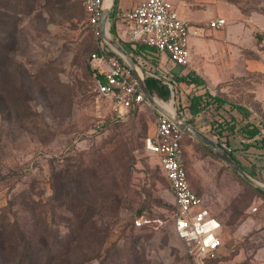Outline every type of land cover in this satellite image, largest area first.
<instances>
[{"label": "rangeland", "instance_id": "374dc122", "mask_svg": "<svg viewBox=\"0 0 264 264\" xmlns=\"http://www.w3.org/2000/svg\"><path fill=\"white\" fill-rule=\"evenodd\" d=\"M82 1L0 0V20L9 22L0 30L16 26L15 49L0 71V221H13L14 215L21 224L28 219L36 236L47 227L50 241L67 240L70 232L77 236L83 222L84 234L73 250L87 252L86 264H264V195L188 136L184 149L190 184L225 229L219 231L223 247L216 261L196 263L186 255L173 231L169 186L157 157L143 148L153 133L155 110L139 107L115 118L97 99L89 64L95 39ZM169 1L189 23L191 36L199 27L204 29L203 39L188 41L186 67L175 66L164 53L154 56L160 73H195L208 81L231 71L237 76L245 61L237 46H252L251 40L241 36L232 57L226 52L212 59L207 48L224 47L227 32L238 28L225 32L206 25L222 18L231 26L239 13L264 16V0ZM116 24L121 34L125 25L120 20ZM1 33L0 55L10 41ZM175 91L176 97L167 102L154 101L192 121L188 97L204 95L206 85L182 84ZM246 105L252 112L242 122L264 128V107ZM213 110L191 124L210 139L212 123L233 117L230 111ZM98 121L103 123L99 132L94 129ZM228 137L231 155L264 184V140L242 142L237 133ZM90 232L100 243L93 251L88 248L93 242Z\"/></svg>", "mask_w": 264, "mask_h": 264}, {"label": "built area", "instance_id": "2783aa9c", "mask_svg": "<svg viewBox=\"0 0 264 264\" xmlns=\"http://www.w3.org/2000/svg\"><path fill=\"white\" fill-rule=\"evenodd\" d=\"M105 0H83V10L88 17V26L96 41V51L90 54L89 64L94 71V91L97 99L108 106L115 118H123L130 110L143 104L149 107L138 82L121 58L102 40L101 15ZM125 27V38L153 48L152 56L141 55L144 78L161 80L156 64L150 57L166 54L177 67L189 65L188 41L191 37L189 23L179 17L169 0H141L131 9L118 15ZM226 26L222 18L207 23L210 30H221ZM110 28V27H109ZM174 96L177 85L171 78L163 81ZM154 130L144 140V149L158 159L174 198L173 230L184 245L187 255L196 263L206 258H215L223 247L219 231L221 221L204 206V202L190 189L184 164L185 149L183 133L164 115L155 111ZM102 125L96 126L101 131ZM216 143V142H215ZM218 145V143H216ZM227 154L230 147L221 144ZM252 211H256L253 209ZM141 219L135 221L136 225Z\"/></svg>", "mask_w": 264, "mask_h": 264}, {"label": "trees", "instance_id": "16d2710c", "mask_svg": "<svg viewBox=\"0 0 264 264\" xmlns=\"http://www.w3.org/2000/svg\"><path fill=\"white\" fill-rule=\"evenodd\" d=\"M119 1L120 0H115V6L110 15V22H111L110 33L112 34V36L117 38V41H119L122 45H124V47L130 54V56L133 58V60L137 64L144 65L141 55L152 56V54L156 53V51L153 48L147 47L145 45L129 42L127 38L123 39L119 35H117L118 30L116 31L115 26L118 29V25L116 23H118L119 21L118 15L121 13L120 8L118 6ZM84 15L86 18L88 30L91 33L89 26H88V17L85 12H84ZM8 24L9 22H2L0 20V26L5 27ZM0 33L6 36L5 40H8V39L10 40L6 44L7 52H5L4 54L1 51V55H0V60H1L0 71H1L2 70L1 65L5 66L7 63H9L10 61L9 57L12 54L13 50L15 49L16 26L11 29H7L5 31L0 30ZM91 35L93 36L92 33ZM256 37L259 38L261 37V35L257 34ZM4 46L5 45L2 43V47ZM93 47H94V50L92 51V53L97 50L96 41L93 42ZM150 58H151L150 61L152 62V64H155L157 62V59L155 57H150ZM91 73L93 74V77H94V71L92 69H91ZM166 80H168L167 77H162L161 80H155V79L146 80V85H147L148 91L150 92L151 96L155 97L156 99L162 102H167L171 96V92L168 86L163 83V81H166ZM171 80L175 84H185L186 86L201 87L205 85V82L202 80V78L195 75V73H187L184 75H173ZM175 94H176V91L174 89V97H176ZM188 101H189V105L187 107V110L192 115V121L191 119L188 120L190 125L200 120L201 114L205 111L214 109L213 111H216V112L222 111L221 112L222 114L223 111L224 112L226 111L225 106L228 105L230 108L232 107L235 108L236 106L232 103H228L225 99L219 96H216V95L214 96L210 94L208 91H205L204 95H191L188 97ZM139 107H145V105L141 104L135 108H139ZM236 122L237 121L234 118H231L230 120L223 119L219 123H215V124L212 123L211 133H212V136L220 140L218 142V146L220 147L222 146L221 145L222 138H225V142H227L228 136L234 133V130L236 128L235 124H238ZM97 125L103 126L102 121L97 122V124L94 127L95 131H96ZM238 130L240 132L239 136L242 142H245L246 140L247 141L255 140L257 137H260L262 138V140H264V134L261 132V129H259V127L257 126L250 125V124H246V125L241 124ZM187 138L188 137L186 135H183L182 146L184 147H185V142ZM143 148H144V141H143ZM203 149L207 153L212 155L215 159L221 162V160L216 155H214L211 151L207 150L206 148H203ZM230 156L240 166L236 158L233 155H230ZM184 164H185L187 180H188L190 189L196 194H198L192 188L190 181H189L187 164H186V152L184 153ZM159 171L161 175L163 176L164 180L167 182L160 166H159ZM231 172L234 173L233 171ZM169 189H170V186H169ZM257 191L259 195H262V196L264 195L263 191H260L258 189ZM171 195L173 198L172 192H171ZM198 196H200L202 201H204L201 195L198 194ZM173 202H174V198H173ZM138 214H140V212H138ZM89 218H92V217H89ZM2 220L3 221H0V224H1L0 225V264H86L88 261H90V258L87 257V252L81 251L82 253H79L78 252L79 249L77 247H76V251L73 250V246L77 245L76 242L78 241L79 238H81L80 235L84 234V231H83L84 223L83 222L79 224L77 228V232H78L77 236L74 233L71 234L70 232L68 234V239L66 238L67 240L59 239V241H50V237H49L50 230L47 227H44L41 231V234L36 236L35 232L33 231V225L31 224V222H28V219H26L24 224L19 223L15 219V215L13 217V221H10L7 219H2ZM95 232L96 234H98V231H95ZM88 237L93 240L91 245H89L88 247L90 251L98 249V246L100 245V243L98 239L94 241L95 234L93 232L91 234L90 232L88 233ZM217 259L218 257L206 258L204 259V262H213V261H216Z\"/></svg>", "mask_w": 264, "mask_h": 264}, {"label": "crops", "instance_id": "0c3cea01", "mask_svg": "<svg viewBox=\"0 0 264 264\" xmlns=\"http://www.w3.org/2000/svg\"><path fill=\"white\" fill-rule=\"evenodd\" d=\"M139 1L141 0H120L118 6L120 8V11L124 12L126 10L131 9ZM179 17L183 19L181 15H179ZM230 25L231 26L227 25L223 28L225 32L227 31V29L229 30L230 27H235V26H237L238 32L237 30L234 33L233 32L229 33L228 31L227 34H229L230 37L225 38L223 42L225 46L219 48L213 45L210 48H207V56L211 57L212 59L215 57L222 58V56L225 55L226 52H228L229 57L230 56L232 57L236 52L234 51L235 50L234 46H236V44L234 45V42L240 44L239 42L240 37L242 36L241 38H243L246 35L251 40L252 46L241 45V44L240 45L242 47H240V45L237 46L239 48V49L237 48L239 51L238 54L242 55L243 59L245 60L239 65L238 69L240 73L238 72L237 76H235V74L232 75V71L230 70L231 73H229L228 76L225 74L224 78L220 79V77H218V79L215 78L214 81L213 80L208 81L203 79L202 77L201 78L205 82L206 90L210 94L214 96L215 95L219 96L225 99L228 103H232L236 105L235 108L233 107L230 108L227 105L225 106V109L227 111H230L229 113L233 115L232 118H234L237 121L236 123L238 124H235L236 128L234 130V133H237V135L239 136L240 132L238 129L240 128L241 124H244L242 122V117L247 118L252 112V109L249 108L246 104L256 103L260 107H264V16L250 13L244 17L242 14L239 13L238 18H235L234 23ZM199 28L200 31L193 32L189 40L197 39V38L203 39V37L201 36L204 29L201 27ZM248 28L250 29V32L246 34L245 31ZM121 32L122 33L121 34L118 33V35L121 38H125V30H121ZM257 34L261 35V37L259 38L256 37ZM220 54L221 57L219 56ZM155 64L157 66L158 71L160 72L161 71L160 70L161 67L159 66L160 64L157 63ZM141 73L143 75L142 69H141ZM182 74L184 75L186 73H181V75ZM160 75L161 77H167V79H170L174 74L169 76L167 73L161 72ZM176 85L178 86L182 84H176ZM246 124L247 123H245V125ZM255 126L259 127V129H261V132L264 134L263 125L258 126V124H255ZM212 140L216 143L220 141L215 137ZM230 140H232V137H228L227 142ZM221 142L226 146H228L229 144V142L228 143L225 142V138H222ZM262 202L264 201L262 200ZM223 229H225L224 225H223Z\"/></svg>", "mask_w": 264, "mask_h": 264}, {"label": "water", "instance_id": "95a60500", "mask_svg": "<svg viewBox=\"0 0 264 264\" xmlns=\"http://www.w3.org/2000/svg\"><path fill=\"white\" fill-rule=\"evenodd\" d=\"M115 6V0H111L108 5H105L102 10L101 15V31H102V40L110 47L125 63V65L131 70L132 74L136 78L138 85L143 93L145 99L149 103V105L154 109L156 112L166 116L172 124L179 129L184 135L188 136L192 140L196 141L207 150L211 151L214 155H216L223 164H225L231 171H233L239 178L243 181L248 183L250 186L263 191L264 192V184L256 181L251 176H249L233 159L232 157L226 153V151L218 146L212 139L204 136L197 130H195L180 114H177L174 111L173 114L167 113L163 111L159 106L154 103V98L151 96L150 92L148 91L146 81L143 78L141 73V68L138 64L133 60L130 56L126 48L117 41L112 34L110 33V15ZM107 28V32L105 30ZM172 96V95H171ZM174 96H172L173 98Z\"/></svg>", "mask_w": 264, "mask_h": 264}, {"label": "bare ground", "instance_id": "6f19581e", "mask_svg": "<svg viewBox=\"0 0 264 264\" xmlns=\"http://www.w3.org/2000/svg\"><path fill=\"white\" fill-rule=\"evenodd\" d=\"M110 2H111V0H105V5H108ZM106 32H107V28H106V30H105V33H106ZM154 103H155L157 106H159L163 111H165V112H167V113H170V114H173L172 112H170V111L164 109L162 106L158 105L155 101H154Z\"/></svg>", "mask_w": 264, "mask_h": 264}]
</instances>
